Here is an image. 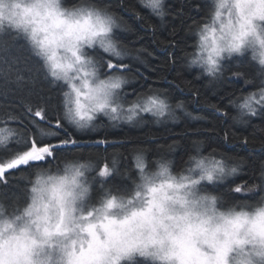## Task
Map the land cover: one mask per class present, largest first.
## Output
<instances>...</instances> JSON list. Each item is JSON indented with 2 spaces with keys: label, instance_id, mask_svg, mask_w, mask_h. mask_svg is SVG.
<instances>
[{
  "label": "snow or ice",
  "instance_id": "obj_1",
  "mask_svg": "<svg viewBox=\"0 0 264 264\" xmlns=\"http://www.w3.org/2000/svg\"><path fill=\"white\" fill-rule=\"evenodd\" d=\"M142 2L157 16L165 15L161 0ZM213 2V23L196 25L199 54L189 63L203 67L211 77H218L224 70L222 61L226 57L243 56L250 50L252 60H258L259 72L264 76V51L259 55L256 51L257 44L264 49V36L261 35L264 32V0ZM17 7L20 11L15 10ZM217 23L219 27L215 26ZM117 27L116 18L90 0H80L71 8L63 6L62 0H32L30 5H13L12 8L6 0H0V32H13L15 38L25 39L33 54L43 61L53 81H62L69 89L63 92V115L58 113L55 119L44 107L34 111L28 107L31 125L40 128L46 124L59 130L64 128L67 118L78 129H85L94 126L97 114L112 120L121 118L120 90L127 83L125 73L131 69L123 63V53L114 40ZM174 44L172 41L169 46ZM97 46L107 54V59L100 55ZM100 75L106 79H100ZM233 75L242 73L237 71ZM149 100L150 103L143 106L133 104L125 118L132 121L139 112L164 116L169 108L166 100L151 97ZM176 107L183 105L178 103ZM239 108L242 116L264 114V81L259 93L244 97ZM14 137L17 147L12 148ZM70 143L77 141L59 139L53 142L29 134L27 130L21 133L0 127V186H6L9 178H15L21 170L41 168L38 162H50V158H56ZM136 167L139 177L131 188L117 189L118 194L109 189L93 202L85 175L89 165H75L73 182L80 188L78 196L67 187L53 186L59 208L58 223L54 227L48 222L41 223L38 201L48 191V182L55 178L43 170L35 172L25 189L30 193L31 203L22 211L18 210V214L7 217L27 225L22 229L27 233L25 252L23 257L19 255L0 231V264H121L122 261L140 264L137 258L152 264H264V226H259L255 217L250 218L245 210L255 205H245L239 211L231 207L221 212L222 227L204 240L208 250L200 246L203 233L193 229L190 223L186 227L180 225L181 221L191 219L197 207L203 208L205 213L209 210L220 212L218 197L208 194V185L235 176L238 167H228L221 161L205 165L199 160L194 169L188 170L189 174L179 176L173 175L166 163H160L157 171L150 172L138 158ZM98 175L108 177V165L100 168ZM77 176L82 180L76 181ZM258 187L264 193V173ZM245 188V184H240L228 190L242 193ZM261 201L264 196L258 203ZM0 217H5L2 208ZM137 221L150 224V233L145 235L134 233L132 228L125 229L126 225ZM170 222L175 228L173 232L169 231Z\"/></svg>",
  "mask_w": 264,
  "mask_h": 264
},
{
  "label": "trees",
  "instance_id": "obj_2",
  "mask_svg": "<svg viewBox=\"0 0 264 264\" xmlns=\"http://www.w3.org/2000/svg\"><path fill=\"white\" fill-rule=\"evenodd\" d=\"M90 2L106 9L118 24L114 40L123 53V63L131 69L125 73L127 83L120 90L122 109L148 104L150 97L166 100L169 108L164 116L139 112L132 121L97 114L94 126L85 129H78L67 118L63 129L46 124L36 128L29 123L28 107L33 111L44 107L55 119L58 113L63 115V92L69 89L62 81H53L25 39L15 38L13 32H0V127L21 133L27 130L53 142L77 141L65 146L50 162H38L41 168L21 170L15 178H9L6 186H0V207L5 217L18 214L29 204L30 193L25 189L37 171L60 174L68 162L89 165L85 175L95 202L109 189L118 194L117 189L132 187L139 177L138 158L150 172L166 163L173 175L189 173L199 160L236 166L238 173L208 185V194L218 197L221 210H241L245 205L257 204L264 196L258 187L264 173V114L242 116L239 105L244 97L260 91L264 76L259 72L258 60H252L251 51L226 57L218 77L189 63L199 44L196 25L202 27L210 21L213 0H164L163 17L145 7L142 0ZM79 3L62 0L68 8ZM172 41L174 46H169ZM97 49L107 59V54ZM237 71L242 75L234 76ZM178 103L183 107L177 108ZM14 141L15 137L12 148L17 147ZM104 165L110 169L108 177L98 175ZM240 184L246 185L244 192L228 190ZM137 259L140 264H152Z\"/></svg>",
  "mask_w": 264,
  "mask_h": 264
},
{
  "label": "clouds",
  "instance_id": "obj_3",
  "mask_svg": "<svg viewBox=\"0 0 264 264\" xmlns=\"http://www.w3.org/2000/svg\"><path fill=\"white\" fill-rule=\"evenodd\" d=\"M32 0H6V3L8 4L9 8H12L13 5H30ZM161 4H164V0H161ZM16 11H20V8L17 7L15 9ZM7 12L5 13V16L7 17ZM7 21L5 20V23ZM262 36H264V32L261 33ZM254 39V37H253ZM256 51L257 54L261 51H264V49H261L259 45H256ZM205 74L209 75L208 72L205 71V69L202 67ZM77 164H74L72 162H68L64 165L63 171L60 174H48L55 179L48 182V191L44 194L43 199L38 201L39 206V213L41 217V223L48 222L51 224V226H55L58 223L59 218V208L57 200L54 198V190L53 186L56 187H67L69 190H72L75 194H79L80 188L76 186V184L73 182V178L75 176V170L74 166ZM65 169L67 171H65ZM66 177L65 180H62L60 178ZM76 181L82 180V177H75ZM77 206H79L77 204ZM227 211V210H226ZM249 212V217H255L256 221L258 222L259 226H264V201H261L257 204H255V207H253L251 210H246ZM221 212H225L220 210V212H212L209 210L207 213H205V210L203 208L197 207L194 209V214L192 215L190 220H184L180 222L181 227H186L189 223L191 224L192 228L203 233L202 241H201V248L204 250L207 249V243L204 242L205 239L210 238L211 234L218 231L222 227V217ZM196 213H199L197 215ZM258 213H261L258 215ZM27 225L18 222L15 220H10L7 217L0 218V231L4 233V236L6 238V241H10L13 246L15 247V250L18 252L19 255L23 257V254L25 252L24 244H25V237L27 235L26 232L22 231V229L26 228ZM151 225L148 223H140L137 221L134 224L126 225L125 229L132 228L134 230V233H143L145 235L150 233ZM169 231L173 232L175 231L174 226L170 222L169 224ZM7 248V243L5 245ZM121 264H124L122 261Z\"/></svg>",
  "mask_w": 264,
  "mask_h": 264
},
{
  "label": "rangeland",
  "instance_id": "obj_4",
  "mask_svg": "<svg viewBox=\"0 0 264 264\" xmlns=\"http://www.w3.org/2000/svg\"><path fill=\"white\" fill-rule=\"evenodd\" d=\"M64 6V5H63ZM212 17H211V19H210V21L207 23V24H209V25H212ZM216 27H219V24L217 23L216 25H215ZM199 43H200V41H199ZM97 47H99V46H97ZM247 51H250V50H247ZM199 54V44H198V48H197V50H196V55H198ZM195 55V56H196ZM101 79V78H100ZM144 104H146V103H144ZM139 105H141V103H139ZM121 107H122V105H121ZM132 106H128V107H125V109H122V112L120 113V115L121 116H123V117H126V115L128 114V109L129 108H131ZM122 108H124V107H122ZM212 163V161L211 162H207V163H205V165H210ZM157 171V170H156ZM198 171V170H197ZM187 174H189V173H187ZM187 174H184V175H187ZM181 175V174H180ZM177 176H179V175H177ZM29 203H31V199H30V202ZM1 208V207H0ZM221 210V209H220ZM245 210H247V209H245ZM222 211H226V210H222ZM237 211H239V210H237ZM5 216V215H4ZM0 218H3V217H0Z\"/></svg>",
  "mask_w": 264,
  "mask_h": 264
}]
</instances>
